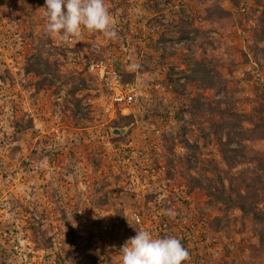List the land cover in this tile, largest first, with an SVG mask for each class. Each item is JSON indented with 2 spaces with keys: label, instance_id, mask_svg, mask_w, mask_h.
Here are the masks:
<instances>
[{
  "label": "rangeland",
  "instance_id": "obj_1",
  "mask_svg": "<svg viewBox=\"0 0 264 264\" xmlns=\"http://www.w3.org/2000/svg\"><path fill=\"white\" fill-rule=\"evenodd\" d=\"M105 4L118 38L69 46L45 0H0V264H121L141 228L186 264H264V0ZM90 59L135 89L127 110Z\"/></svg>",
  "mask_w": 264,
  "mask_h": 264
},
{
  "label": "clouds",
  "instance_id": "obj_2",
  "mask_svg": "<svg viewBox=\"0 0 264 264\" xmlns=\"http://www.w3.org/2000/svg\"><path fill=\"white\" fill-rule=\"evenodd\" d=\"M45 32L52 38L72 45L83 30L99 32L105 38L117 39L118 32L105 0H45ZM166 215L175 218L173 208ZM121 264H186L188 249L175 236L158 237L143 228L127 240L119 251Z\"/></svg>",
  "mask_w": 264,
  "mask_h": 264
},
{
  "label": "built area",
  "instance_id": "obj_3",
  "mask_svg": "<svg viewBox=\"0 0 264 264\" xmlns=\"http://www.w3.org/2000/svg\"><path fill=\"white\" fill-rule=\"evenodd\" d=\"M86 64L89 73L101 81L109 112H124L133 104L135 89L123 81V76L112 59H90Z\"/></svg>",
  "mask_w": 264,
  "mask_h": 264
},
{
  "label": "trees",
  "instance_id": "obj_4",
  "mask_svg": "<svg viewBox=\"0 0 264 264\" xmlns=\"http://www.w3.org/2000/svg\"><path fill=\"white\" fill-rule=\"evenodd\" d=\"M44 64L42 61L37 60L33 66V72L35 74H37L38 76H41L44 74ZM47 77H45L44 79H46Z\"/></svg>",
  "mask_w": 264,
  "mask_h": 264
},
{
  "label": "water",
  "instance_id": "obj_5",
  "mask_svg": "<svg viewBox=\"0 0 264 264\" xmlns=\"http://www.w3.org/2000/svg\"><path fill=\"white\" fill-rule=\"evenodd\" d=\"M124 130H122L123 132ZM115 134H120L119 130H115Z\"/></svg>",
  "mask_w": 264,
  "mask_h": 264
}]
</instances>
